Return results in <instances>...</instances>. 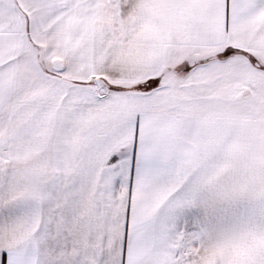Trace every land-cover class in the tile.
<instances>
[{
  "label": "snow or ice",
  "instance_id": "1",
  "mask_svg": "<svg viewBox=\"0 0 264 264\" xmlns=\"http://www.w3.org/2000/svg\"><path fill=\"white\" fill-rule=\"evenodd\" d=\"M0 264H264V0H0Z\"/></svg>",
  "mask_w": 264,
  "mask_h": 264
}]
</instances>
